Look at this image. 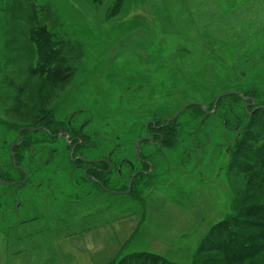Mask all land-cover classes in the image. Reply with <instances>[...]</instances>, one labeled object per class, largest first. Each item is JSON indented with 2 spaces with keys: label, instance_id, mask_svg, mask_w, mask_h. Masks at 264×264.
<instances>
[{
  "label": "rangeland",
  "instance_id": "obj_1",
  "mask_svg": "<svg viewBox=\"0 0 264 264\" xmlns=\"http://www.w3.org/2000/svg\"><path fill=\"white\" fill-rule=\"evenodd\" d=\"M115 1L35 0L52 13L45 24L65 42L61 62L71 74L47 86L32 75L37 53L27 37V4L0 0V147L50 108L60 121L87 108L94 114L87 133H106L91 148L109 154L121 137L123 156L133 159L151 119L168 121L189 104L209 107L220 79L235 80L234 64L241 88L257 90L264 102V0H125L112 16ZM249 104L226 102L243 119L239 108L250 113ZM203 121L187 111L173 122V141L152 150L154 171L136 180L131 195L98 200L77 189L83 179L75 176L74 204L50 206L49 232L40 224L0 231L8 245L0 264H110L141 253L204 264L197 257L204 240L237 215L244 198L264 202V180L230 168L235 123L230 131L215 116ZM63 171L53 178L68 195ZM259 245L258 259L245 264H264Z\"/></svg>",
  "mask_w": 264,
  "mask_h": 264
},
{
  "label": "flooded vegetation",
  "instance_id": "obj_2",
  "mask_svg": "<svg viewBox=\"0 0 264 264\" xmlns=\"http://www.w3.org/2000/svg\"><path fill=\"white\" fill-rule=\"evenodd\" d=\"M57 114V108L46 110L35 123L18 130L16 141L0 147V231L24 230L40 224L41 229L49 232L54 203L62 200L68 206L74 204L75 176L83 179L76 184L77 189L98 200L104 194L131 195L140 176L152 175V150L165 146L170 138L166 127L173 123L167 125V121L151 119L146 125V135L135 142L131 159L123 156L121 137H116L119 146L109 154L91 148L92 139L100 137L105 141L106 133L94 137L87 133L94 118L89 109L73 110L67 121H60ZM59 169L67 171L68 195L55 181ZM127 175L129 183L123 186ZM0 234L6 239L3 232Z\"/></svg>",
  "mask_w": 264,
  "mask_h": 264
},
{
  "label": "trees",
  "instance_id": "obj_3",
  "mask_svg": "<svg viewBox=\"0 0 264 264\" xmlns=\"http://www.w3.org/2000/svg\"><path fill=\"white\" fill-rule=\"evenodd\" d=\"M24 1L27 4V7L25 6V22L28 27L27 37L37 53V64L32 75L42 79L47 86L67 83L71 79V74L67 68L68 66L63 63L67 58L62 54L65 42L60 41L45 24L52 15L51 11L47 8L39 7L35 0ZM95 1L102 3L105 0ZM124 1H115L111 11L112 16L120 11ZM62 59L63 61L61 62ZM231 68L233 70L232 76L236 77L235 80L232 83L229 76L220 79L217 86L219 89H217V94L212 104L209 107L205 106L208 111H213L218 96L227 93L242 94L245 98L256 100V104L258 101L260 106L257 107H264V102H259V92L257 90H243L241 88L243 84L241 85L240 82L242 77H240L238 66L234 64ZM224 79L225 81L222 83ZM230 100L235 101V103L245 102L251 104V102H247L236 95L226 96L218 102L217 111L212 115L222 122L226 130H230L232 122L235 123V128L231 129L238 135L236 134L237 137L232 143L230 168L237 170L240 174H251L252 178L264 180V109L254 112L256 106H250L254 108L250 114L245 110V107L243 109L239 108L241 114L244 113L243 119V116L237 115L233 111L230 112L229 109L231 108L226 105V102ZM187 111H192L197 116L204 118L203 125L212 117L211 115L206 117L204 110L199 106H192ZM172 124L166 127V129L168 128L167 131L173 130ZM172 137L171 133V137L166 142L170 143L173 141L174 138ZM243 200L246 204L244 207L241 206V203L240 205L238 204L237 215L230 221L214 228L204 240L197 253V257L201 254L205 256L204 264H245L247 261H256L258 259L259 254L263 250L259 242L264 241V202L254 197H246ZM214 252L216 256L211 257ZM197 260L199 261L198 258ZM110 264L173 263L155 254L141 253L128 256L119 262L117 260L113 261Z\"/></svg>",
  "mask_w": 264,
  "mask_h": 264
},
{
  "label": "water",
  "instance_id": "obj_4",
  "mask_svg": "<svg viewBox=\"0 0 264 264\" xmlns=\"http://www.w3.org/2000/svg\"><path fill=\"white\" fill-rule=\"evenodd\" d=\"M232 95L239 96V97L243 98L245 101H247V102H251L252 106H256V100H254V99H249V98H245L242 94H239V93H227V94H221V95L218 96V98L216 99V102H215V105H214V108H213V111H212V112H209L208 109H207L205 106L201 105V104H197V103H195V104H189V105L184 106V107L182 108V110H181V111H180L175 117H173V118H171L170 120H168V121H167V125H170L172 122L176 121L181 115H183V114H184V113H185L190 107H192V106H199V107H201V108L204 110V112H205V114H206V117L209 116V115H213V114L216 112V110H217V104H218V102H219L222 98H224V97H226V96H232ZM249 106H250V104L247 105L246 109H247ZM260 109H264V107H256L255 110H254V112H256V111H258V110H260ZM137 148H139V143L137 144ZM139 154H140V152H139Z\"/></svg>",
  "mask_w": 264,
  "mask_h": 264
},
{
  "label": "crops",
  "instance_id": "obj_5",
  "mask_svg": "<svg viewBox=\"0 0 264 264\" xmlns=\"http://www.w3.org/2000/svg\"><path fill=\"white\" fill-rule=\"evenodd\" d=\"M2 240H3V242H0V249L5 248L7 250L8 249V247H7L8 245L6 244V242H4V239H2Z\"/></svg>",
  "mask_w": 264,
  "mask_h": 264
}]
</instances>
